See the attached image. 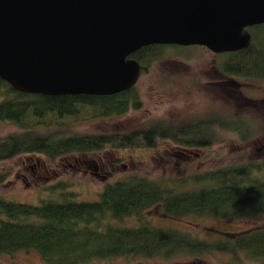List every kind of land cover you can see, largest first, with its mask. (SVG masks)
<instances>
[{
	"label": "trees",
	"instance_id": "obj_1",
	"mask_svg": "<svg viewBox=\"0 0 264 264\" xmlns=\"http://www.w3.org/2000/svg\"><path fill=\"white\" fill-rule=\"evenodd\" d=\"M248 31L249 45L228 53L223 69L264 77V23L248 27ZM166 46L178 45L150 44L129 55L139 62L140 75L165 55ZM141 103L135 85L110 95H47L15 90L0 78V122L16 128L0 134V163L26 154L42 155L48 164L65 155L104 149L133 154L157 149L164 140L186 147L208 146L216 125L241 133L231 118L208 125L154 123L125 132L69 134L58 130L82 118L123 116L140 109ZM254 166L252 162L233 163L170 180L130 173L104 183L96 199H76L62 181L56 183L61 188L59 198H45L37 204L0 196V254L33 249L48 264H80L110 257L156 259L168 264L174 257L234 251L243 253L251 264H264V225L226 233L221 240L210 242L154 225L145 216L152 208L169 218H236L263 212L264 179L249 175ZM7 177L8 173L0 171V184ZM127 218H135L138 225H114Z\"/></svg>",
	"mask_w": 264,
	"mask_h": 264
},
{
	"label": "rangeland",
	"instance_id": "obj_2",
	"mask_svg": "<svg viewBox=\"0 0 264 264\" xmlns=\"http://www.w3.org/2000/svg\"><path fill=\"white\" fill-rule=\"evenodd\" d=\"M164 54L173 55L174 59L163 58L162 55L135 83L142 102L140 109L130 110L119 117L82 118L66 123L58 130L69 134L125 132L154 123H193L209 118L218 121L225 116L241 128V133L220 129L216 125L211 131L213 139L208 146L186 147L164 140L154 150L126 154L104 149L94 153L65 155L54 164L46 163L39 154L20 155L0 163V171L8 173L7 179L0 184V196L37 204L45 198H59L61 188L56 185L62 181L68 184V192L75 193L76 199H96L104 183L130 173L167 180L184 179L233 163H254L249 175L264 179V106H246L239 103L232 92L230 96L215 91L209 84L213 79L215 56L204 49L166 46ZM247 81L251 88L264 87V81ZM246 129L250 131L249 134H246ZM15 130L13 124L0 122V134ZM145 216L154 225L187 232L210 242L221 240L226 233L264 225V211L236 218L197 215L169 218L152 208ZM114 225L137 226L138 221L127 218L122 222L116 221ZM238 260L240 264H251V261L245 260L243 253L234 251H215L199 257H174L168 264H238ZM143 261L147 264L158 263L156 259L110 257L80 264H143ZM0 264L48 263L32 249L20 250L12 255L0 254Z\"/></svg>",
	"mask_w": 264,
	"mask_h": 264
},
{
	"label": "water",
	"instance_id": "obj_3",
	"mask_svg": "<svg viewBox=\"0 0 264 264\" xmlns=\"http://www.w3.org/2000/svg\"><path fill=\"white\" fill-rule=\"evenodd\" d=\"M264 0H0V78L47 95H110L135 85L129 55L150 44L246 48Z\"/></svg>",
	"mask_w": 264,
	"mask_h": 264
},
{
	"label": "flooded vegetation",
	"instance_id": "obj_4",
	"mask_svg": "<svg viewBox=\"0 0 264 264\" xmlns=\"http://www.w3.org/2000/svg\"><path fill=\"white\" fill-rule=\"evenodd\" d=\"M187 46L199 47L200 49H204L205 51L215 56L214 57L215 64L213 65V79L209 81V84L212 85V88L215 91L222 92V94L224 95H227L228 93V95L230 96L232 92L235 95L236 99L239 101V103H243L246 106H264V87L261 86L256 89L254 87L251 88L250 82L247 81L249 79H253L256 81H264V77H253V76L242 75L239 73H231L223 69V65H225V62L227 63L226 60L228 58V53L233 51L215 53L202 45H187ZM172 56L173 55L170 56L164 55L163 58L166 57L167 59H174ZM173 61H178V60H173ZM180 61L183 62L184 60H180ZM253 86L256 85L253 84ZM222 119L224 120V122H229L230 118L224 116ZM213 121L214 119L209 118L208 120L196 121V123L202 122L208 125L210 122ZM219 121L220 120L218 119L217 122ZM247 131L248 130L246 129V134H249L250 131L248 132Z\"/></svg>",
	"mask_w": 264,
	"mask_h": 264
}]
</instances>
